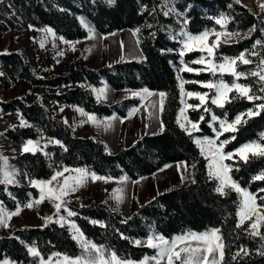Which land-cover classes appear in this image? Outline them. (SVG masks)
Listing matches in <instances>:
<instances>
[{
	"label": "trees",
	"instance_id": "obj_1",
	"mask_svg": "<svg viewBox=\"0 0 264 264\" xmlns=\"http://www.w3.org/2000/svg\"><path fill=\"white\" fill-rule=\"evenodd\" d=\"M177 7L186 12L189 23L187 30L193 34L205 30H220L215 23L216 18L225 15L230 18L227 30L230 32L247 33L255 26L252 33L254 39H263L264 12L256 14L249 8L234 2V0H178ZM160 0H115L109 4L107 0H5L0 4V35L10 30H22L23 22L27 26L41 29L51 27L54 32L67 41L84 40L88 31L80 22L85 16L102 36L112 33L139 28L136 33L143 61H120L99 69L80 65L77 58L70 63L67 71L59 76L41 79L38 74L42 68L53 65L50 52L38 69L21 53L14 52L2 55L1 59L8 67L12 76L36 87H68L59 94L47 95L50 102L60 105L75 106L87 113L100 118L117 115L126 118L131 108L138 106L137 100H125L113 105H105L97 101L91 87H99L107 82L115 91L124 89L147 88L154 92H165L161 121L164 131L155 135H146L138 139L132 146L122 148L117 153H110L105 145L92 138H78L63 120L55 118L52 111L39 101L27 104L22 100L1 102L2 111L7 118L19 120L22 114L32 127H16L7 132V138L16 144H24L27 140H38L41 135L62 141L67 151L58 145H49L45 151L35 155L24 153L20 161L31 179L46 180L54 171L63 168H86L98 176L121 179L128 177L137 181L150 177L163 167L187 161L188 170L182 183L169 191L163 192L142 205L128 219L119 211H114L107 204L83 206L79 202H71L68 207L78 215L71 217L80 227L84 236L102 246L108 253L115 251L122 259L141 261L144 257H153L156 250L134 245L135 240L146 239L151 234L163 235L171 239L188 231L204 232L211 228H219L225 238L224 264H264V255H258L261 241L252 237L246 229L249 222L242 228H236L240 196L235 191L225 189V195L216 192L218 181L208 176V161L201 155L193 137L209 136L214 138L212 129L208 127L211 120L209 113L202 109L188 111L189 119L198 121L201 115L204 121L200 123V131L189 136L177 123L180 109L181 94L177 80L176 67L179 66V45L169 36V28L175 26L171 17H166L160 7ZM151 25V27H148ZM155 33V35H153ZM249 41L242 40L236 44H220L216 49L217 58L222 56L235 57L241 51L249 48ZM162 50H168L163 51ZM264 56V53H263ZM199 57V53H188L184 56L186 63ZM220 60V59H219ZM238 71H241L238 68ZM185 80L211 81L207 75L185 74ZM231 77L225 81L231 83ZM248 83V82H247ZM1 86V84H0ZM189 91H197L190 85ZM256 87H254V91ZM236 95L233 92L230 96ZM264 101H257L261 103ZM192 104L198 103L195 100ZM213 113L223 119L227 113L232 121L238 113L253 107V103L245 99H235L219 108L209 103ZM235 133L227 132L220 140L232 135L236 139L227 144L225 152H231L249 141H258L264 133V111L260 115L247 119V124L238 126ZM231 173L241 187L251 192L264 188V181H253V177L264 169V158L249 157L247 163L235 158ZM195 164V168L191 165ZM233 164V161H230ZM238 167L239 171L235 168ZM195 183H192V181ZM5 187L0 185V199L8 204ZM12 194L17 196L20 204H26L23 199L26 188L10 187ZM264 196V193H260ZM29 197V196H28ZM257 202L260 203L259 196ZM16 206V205H15ZM101 221L107 227H100L90 221ZM123 221H126L123 222ZM264 234V227L260 229ZM123 234L126 238H121ZM35 245L45 259L55 252L65 253L75 257L82 254L79 244L71 238L67 227L57 223H49L47 227L25 228L16 230L10 237L0 236V259L7 257L17 264H37V260L27 253L25 247ZM248 249L250 254L243 253L236 260L232 255L241 247Z\"/></svg>",
	"mask_w": 264,
	"mask_h": 264
},
{
	"label": "snow or ice",
	"instance_id": "obj_2",
	"mask_svg": "<svg viewBox=\"0 0 264 264\" xmlns=\"http://www.w3.org/2000/svg\"><path fill=\"white\" fill-rule=\"evenodd\" d=\"M5 0H0V4H4ZM109 4L115 3V0H107ZM236 3H240V0H236ZM260 10L264 12V2L258 0ZM168 10L164 12V15H169V13H175L178 17H181L182 29L178 34V42L180 48L178 55L180 57L179 63L181 67L177 70L178 72H189L199 75L201 72H210L213 76L219 73L223 76L225 73L231 75L232 82H226L223 79L213 81H190L184 80L182 76H177L179 81V89L181 94L180 103L183 107L180 109L179 118L177 123L179 126L189 135L192 136L194 132H199L200 123L204 121V116L201 115L198 121H192L186 115V112L191 109L193 111H199L203 108L205 113H209L211 120L208 123V127L212 129L214 133V138L209 136L204 137H193L194 143L199 147L201 155L208 161V176L210 179L218 181V186L216 192L225 195V189H230L235 191L240 196V202L238 205V210L236 212L237 223L236 228H242L246 222L248 228L246 231L252 237H259L261 241H264V234L261 233V227H264V196H260V193H264V188H259L256 192H251L247 188L241 187L240 184L233 179L231 173L233 172L234 164L237 163L236 157L239 160L248 162L249 157L254 158H264V133H261L260 139L258 141H249L242 144L239 148L231 152H225L224 148L227 144L231 143L236 139L235 135L230 136L227 139L220 140V137L224 133L237 132L238 126L247 124V118L251 119L254 116L260 115L261 111H264V102L256 103L257 101H264V57H261L257 48H264V40L257 39L254 41L252 50L245 49L241 51L235 57L222 56L220 61L217 62L216 49L221 44V37H226L224 41L227 43L232 39L250 38L252 33L256 31L255 26L249 29L247 33L243 35L240 32H229L226 30V25L229 18L221 15L216 19L215 23L220 25L224 31H217L216 29L205 30L202 33L193 34L187 31V24L189 23L186 17H183L182 13L176 12L174 5L171 4V0H168ZM82 25L88 30L89 38L94 36V29L87 25L83 20H81ZM31 27V26H30ZM151 27V25H148ZM44 35V39L40 43V47L45 46L44 41L47 40L49 36L56 38V33L51 27H45L39 29ZM140 31L139 28L135 29L133 34L135 35ZM155 35V33H153ZM215 36V39L209 42L210 37ZM173 39H177V36H173ZM65 44H70L75 50L74 43L64 40L63 37H59ZM139 43V40L137 41ZM55 47V43H53ZM168 51V50H162ZM191 52H199L201 55L185 63L184 56ZM9 53L4 52L0 55H8ZM63 55V52L58 53ZM253 57H260L258 62L253 59ZM201 65L200 68H193L190 65ZM238 65H255L252 70L238 71ZM4 73L0 72V76ZM249 78H256L255 84L258 85L254 91L255 85L253 83H240L241 79L248 80ZM196 83L205 89L214 90V95L209 96V92H197V91H186L185 84ZM96 94L98 101L106 98L107 89L105 87L99 89H93ZM235 92L234 97H229L230 93ZM133 96H139L142 100L149 96L159 97V110L163 111L164 100L166 98V93L152 92L147 88L142 89L139 92H133ZM195 99L198 101L196 104L188 103L187 100ZM235 99H245L253 103V107L247 109L242 113H238L232 121L228 120L227 113H224L223 119L218 117L212 110L207 107L209 101L212 105L219 108H224L226 103H231ZM152 107H156L155 104ZM82 117H86L87 121L97 124L105 123L107 125L110 123V119L106 118L105 121H97L94 114L86 113L83 109H76ZM63 111V109H61ZM133 112L138 111V109H133ZM151 115V113H150ZM19 126L20 127H32L23 117L22 114H18ZM67 124V120L64 121ZM218 123L219 127H215ZM160 131H164L163 123L160 124ZM43 139V138H42ZM219 141V142H218ZM48 144H55L61 147L64 151H67L66 146L62 141L54 138H48L45 143H41L40 140H27L22 148L24 153H32L35 155L37 152H41L45 156H51L50 153L46 152L45 149ZM0 160H3L0 157ZM232 160L233 164H228L226 161ZM6 161L4 164L6 165ZM165 167H171V165H166ZM195 168V164L191 165ZM178 170L181 168L187 171L189 164L187 161H182L177 164ZM239 171V168H235ZM67 174V175H66ZM16 173L10 171L7 167L0 169V185H13L16 183L15 179ZM62 178V179H61ZM89 178L93 181L105 180L108 181L110 177L98 176L95 172H90L86 168H75L70 169L68 167L60 168L46 180L32 179L29 181L33 188L39 190V197L33 199L31 202L24 205V207L31 209L34 204L42 203L44 200H49L52 202L55 212L53 216L44 217V226L47 227L49 223H57L60 227H65L67 225L71 238L76 241L80 248L82 249V254L79 256H69L65 253L55 252L52 253L47 260L43 257L41 252L37 249L35 245L27 246V253L37 260V264H176L177 261L180 264H224L225 260V248L227 247L225 243V238L221 233L219 228H211L202 233L195 231H188L187 233L178 235L171 239H166L163 235L153 234L148 236L146 241H134L136 245L144 243L146 247L153 248L157 250V255L153 257H144L142 261L136 262L130 259L120 258L115 251H112L107 257L105 255V249L102 246H98L92 241L85 238L84 233L81 231L80 227L71 220V217H75L78 213L68 207L70 201L67 199L71 194L75 193L77 189L82 186ZM126 179V178H125ZM185 176L181 172V180L183 181ZM253 181H264V169L260 170L253 178ZM192 183H195L193 180ZM120 190L117 189V192ZM259 196L260 203L257 202V197ZM120 199L119 196L116 197ZM83 207V205H81ZM63 210L66 215H61ZM21 208L16 207L14 211L8 210L3 202H0V226L8 227L9 221L13 216L19 215ZM53 217H56L55 219ZM93 224H98L100 227H107L103 222L92 220ZM126 223V221H123ZM121 238H126L121 234ZM243 253L245 256L249 255L248 249L241 246L231 257L232 260H236ZM258 255H264V243L261 244L260 249L257 250ZM0 264H17L16 261L10 260L7 257L0 259ZM23 264V262H20Z\"/></svg>",
	"mask_w": 264,
	"mask_h": 264
},
{
	"label": "rangeland",
	"instance_id": "obj_3",
	"mask_svg": "<svg viewBox=\"0 0 264 264\" xmlns=\"http://www.w3.org/2000/svg\"><path fill=\"white\" fill-rule=\"evenodd\" d=\"M160 1H161L160 7L162 8V11L164 13L165 11L168 10L167 7L168 0H160ZM178 2H179L178 0H171V4L174 5L176 12L182 13L183 17H186V12L180 10L177 7ZM234 2H236V0H234ZM260 2H264V0H260ZM239 4L244 5L245 7L249 8L251 11H253L256 14L263 13L260 10L258 0H240ZM166 17H171L174 20L175 26H173V28L171 27L169 28V36L172 41L178 43L180 48V44L178 42L179 39L178 34L182 29V25L180 22L182 18L178 17L175 13H169V15H167ZM20 25L22 27V30H18V31L10 30L6 34L0 35V53L7 52L10 54L14 52H21L33 64L34 68L38 69V67H40L45 57V53L50 52L53 58V65L49 68H42V70H40L38 76L41 79H49L65 73L70 63L76 60L77 58L80 60L81 66L92 69H99L104 65H112L120 61H137L139 59L141 60L144 59L143 54L137 43L136 34H135L136 43L129 52H127V41L124 43V45H122V48L120 50L116 51L114 49V45L116 41L115 39L113 40L114 38L113 36L111 41L108 42L104 41L107 40V38L105 39L104 37L102 38L101 36H98L97 39H94L92 41L91 38L89 37H87L84 40L73 41L75 47V50H73L72 45L65 44L62 40L59 39V36L56 34L55 39L49 36L47 40L44 41L45 46L41 48L40 43L44 39L45 34L42 31H39V29L37 28H33L25 25L23 22H21ZM227 25H226V30H227ZM218 27L220 28L219 31L225 30L221 28L220 25H218ZM261 33L263 38L261 40H264V30ZM173 36H177V39H173L172 38ZM214 39L215 36H211L209 42L211 43V41ZM226 39H227L226 37H221V44L231 45V44H236L242 40H248L250 42L248 50H252L254 41L256 40L253 38L252 35L250 38L247 39H239L238 42L234 38L228 41L227 43H225L224 41ZM53 43H55V47L53 46ZM111 45L112 47H110ZM257 51L260 52L261 57H264L263 56L264 48H257ZM60 52H63V55H59L58 53ZM191 53H199V52H191ZM200 55L201 53H199V56ZM1 56L2 55H0V72H3L4 75L0 76V84H1L0 86V157L3 158V160H0V169L7 167L8 170L14 171L16 173L15 176L16 183L13 185H3L5 187L4 192L7 196L9 205L5 204L1 199L0 202H3L5 207L10 211H14L17 206L21 208L19 215L13 216L11 218L8 227L0 226V236L10 237L13 234V232H15L16 230L25 229V228L44 227L45 221L43 218L48 216H53L55 209L53 207L52 202H50L47 199L44 200L42 203L34 204L33 208L31 209L24 207V205L31 202L33 199L39 197V190L33 188L30 185L29 181L32 179L28 176L25 167L19 158L21 155L24 154V152L22 151L24 144H16L7 138V132L10 129L20 127L19 120H13L7 118L2 111L1 102H9L18 99V100H22L27 104H32L35 101H39L43 106H45L47 109L53 112L55 118L63 121L67 120V125L71 128L73 135L75 137L92 138L95 140H99L105 145L106 150L110 153H115V152L117 153L122 148H127L129 147V145H133L138 139H140L144 135L158 134L157 132L160 131V124L162 121H161V115L160 114L156 115L157 110L160 111L158 96H149L142 100L139 96L132 95L133 92H139L142 89H124L121 91H113L114 94L110 93L111 91L107 92L105 99H102L100 101L97 100V101L102 104H105V103H109V101L112 100H115V102L118 101L117 103L123 102L125 100H137L139 104L138 106H136V109H138V111L132 112L129 115V117L127 115L128 118L127 117L120 118L118 116H115L117 121L110 120V123H108L107 125H105V123H99V126H97V124L87 121L86 117H82L79 114V112L76 110L79 107L60 105L58 103L50 102L48 100L47 95L62 93L67 89H69L68 87H60V88L36 87L22 80H17L12 76L8 67L2 61ZM259 58L260 57H253V59L257 62ZM219 59L221 58L218 57L217 62L220 61ZM190 66L193 68L202 67L201 65H195V64H192ZM180 67L181 65L179 64V66L176 67V70H178ZM254 67L255 65H238V68H240L241 71H245V70L250 71ZM186 73L189 75L198 76L195 73L178 72V71H177V76L178 75L182 76V78L185 80L184 77ZM199 75H207L208 78H210L211 81L213 82L220 79L224 80L226 76L231 77V75L227 73H225L223 76H221L219 73L213 76L210 72H201ZM232 79L233 78L231 77L230 80ZM255 81L256 78H249L248 80L241 79V81L239 82L253 83L255 87H258V85L255 84ZM187 85L188 86L190 85L194 89H197V92H202V93L209 92L210 97L214 95V90L210 91L209 89H205L196 83L185 84L186 91H189L186 87ZM102 87L103 86L101 85L99 87H91L90 89L91 90L93 88L99 89ZM93 94L96 98V94L94 92ZM231 94L232 93L229 94V97L231 96ZM192 100L195 99L187 100V102L191 103ZM153 104L156 105L155 108L152 107ZM61 109H63V111H61ZM201 109L203 110V108ZM190 110L191 109H189L188 111ZM188 111L186 112V115L189 118ZM144 113H147L146 114L147 116H146V120L142 121L140 118L143 117ZM134 115L140 117L133 121L132 117ZM96 118L97 121L100 122V121H105L106 118H111V117H105L103 119L96 116ZM244 119L247 120L248 118L245 116ZM215 127L217 128L219 127L218 123L215 125ZM196 133L197 132H194L193 134ZM195 137H199V136H195ZM47 139L48 137L41 135L38 140H40L41 143L43 144L47 141ZM49 145H55V144H48V146ZM4 161L7 162L6 165L4 164ZM230 161L232 160L226 161V163L230 164ZM70 169H75V168H70ZM181 172H183V174L185 175L186 171H179L177 167L172 170L170 168L166 171L162 170L161 172L153 176L141 178L139 182H137V185L134 186V189H132V187L123 184L121 180L110 179L108 181L105 180L93 181L91 178H89L82 186H80L77 189L75 193L67 197V199L70 201V203L77 201L79 202L80 205L83 206L107 204L111 209H113L114 211H119L125 219H128L129 216L132 215L138 208H140L142 205L146 204L150 200L154 199L159 194L178 187L182 183L180 177ZM10 187L30 189L25 193L27 196L23 197L24 200L27 199L26 204L21 205L19 203L20 200L18 199L17 196L11 193L12 190L10 189ZM125 188H127V192H125ZM117 189H119L120 191L117 192ZM117 196H119L120 199H117L116 198ZM61 215H66V213H64L62 210ZM53 218L55 219L56 217ZM171 239L169 240L171 241ZM139 240L143 242L146 241L147 238L139 239ZM134 245L136 244L134 243ZM139 246H145V245L144 243H141ZM109 254L110 253H108L105 250L106 257ZM156 255H157V250H156ZM176 264H180V262L177 261Z\"/></svg>",
	"mask_w": 264,
	"mask_h": 264
},
{
	"label": "crops",
	"instance_id": "obj_4",
	"mask_svg": "<svg viewBox=\"0 0 264 264\" xmlns=\"http://www.w3.org/2000/svg\"><path fill=\"white\" fill-rule=\"evenodd\" d=\"M81 20H83L87 25H89L92 29H94V36L91 38V41L92 40H94V39H97L98 38V36H101L102 38L104 37L105 39L107 38V40H104V41H106V42H108V41H111V39H112V36L114 37L113 38V40L115 39V41H116V43H115V45H114V49L116 50V51H118V50H120L121 48H122V45H124V43L127 41V52H129L130 50H131V48L135 45V43H136V39H135V35L133 34V32L131 31V30H123V31H118V32H115V33H112V34H110V35H108V36H102L97 30H96V28L94 27V25L85 17V16H81L80 17V22H81ZM82 24V23H81ZM85 28V27H84ZM86 29V28H85ZM87 30V29H86ZM88 31V30H87ZM89 33V32H88ZM89 37V36H88ZM111 37V38H110ZM108 38H110V39H108ZM138 41V40H137ZM139 45V44H138ZM110 47H112V45L110 46ZM137 61H143V59L141 60V59H139V60H137ZM104 66H106V65H104ZM103 87H105L106 89H107V92H110V93H112V94H114V92L113 91H115V90H113L112 88H111V86L107 83V82H104L103 83V85H102ZM93 89H95V88H93ZM92 89V90H93ZM118 102V101H117ZM117 102H115V100H112V101H109V103H105V104H107V105H112V104H114V103H117ZM81 109V108H80ZM133 109H136V107H134V108H131L130 110H129V112H128V117H129V115L133 112L132 110ZM75 110V109H74ZM147 113H144V115H143V117L142 118H140L142 121H145L146 120V115ZM158 114H160L161 115V111H158L157 110V112H156V115H158ZM115 116H117V115H113V116H111V118L112 117H115ZM119 117V116H118ZM127 117V118H128ZM140 117V116H139ZM139 117H137L136 115H134L132 118H133V121L134 120H136L137 118H139ZM120 118H122V117H120ZM104 119V118H103ZM110 120H112V121H115L116 120V117L114 118V119H110ZM117 121V120H116ZM132 121V122H133ZM112 123V122H111ZM159 132H161V131H159ZM159 132H157V133H159ZM148 135H151V134H148ZM144 136H146V135H144ZM143 137V136H142ZM130 146H132V145H129V147ZM116 153V152H115ZM177 164L178 163H176V164H170L171 165V167H163L159 172H161L162 170H164V171H166V170H168L169 168L172 170V169H174V168H176L177 167ZM179 171H184L182 168L179 170ZM159 172H157V173H159ZM156 173V174H157ZM181 177V176H180ZM126 178V179H125ZM144 178H146V177H144ZM116 180H121L122 181V183L123 184H125V185H127V186H129V187H132V189H134V186H136L137 185V182H139V180H137V181H132L130 178H128V177H123V178H121V179H116ZM125 192H127V188H125ZM134 192V191H133ZM139 209V208H138ZM137 209V210H138ZM131 216V215H130ZM129 216V217H130Z\"/></svg>",
	"mask_w": 264,
	"mask_h": 264
}]
</instances>
